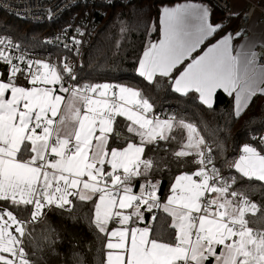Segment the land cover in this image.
Returning <instances> with one entry per match:
<instances>
[{
	"label": "snow or ice",
	"instance_id": "6c2138e0",
	"mask_svg": "<svg viewBox=\"0 0 264 264\" xmlns=\"http://www.w3.org/2000/svg\"><path fill=\"white\" fill-rule=\"evenodd\" d=\"M105 7L113 64L131 50L125 81L90 54L88 13L43 40L0 24V264H91L50 215L87 223L98 264H264V118L249 116L264 104V32L234 30L231 10L213 19L209 0Z\"/></svg>",
	"mask_w": 264,
	"mask_h": 264
},
{
	"label": "trees",
	"instance_id": "16d2710c",
	"mask_svg": "<svg viewBox=\"0 0 264 264\" xmlns=\"http://www.w3.org/2000/svg\"><path fill=\"white\" fill-rule=\"evenodd\" d=\"M145 3H152L153 0H143ZM156 3L159 0H155ZM116 5L118 9L121 2H112ZM99 6L103 8L105 11L104 15L100 18V23L97 25L96 29L99 35H94L91 43L92 49L90 50V54L99 64V70L101 72H106L110 78L118 79L121 81L128 80L131 78L133 73L130 71L131 68V50L128 46L121 49L120 57L115 61L113 64V58L110 51H107V47L103 42L104 33L100 32V29L104 28L106 23L110 25V18L112 13L116 9L106 8L105 3H99ZM212 16L213 19H221L225 17L222 12L216 9L214 6ZM15 19V18H14ZM17 20V19H15ZM26 22L22 20L14 21L10 26L12 29L13 35H27L30 38H36L42 40L48 33L56 30L61 25V21L55 23H44V24H32L27 25ZM230 27L234 30L237 29L238 25V18H231L229 21ZM106 31V29H105ZM125 53H127V58H125ZM87 59V55H86ZM167 103H172L171 101H166ZM223 107V106H221ZM253 119L250 123L252 124H259V121L264 118V104L261 101H256L252 107L251 112L249 113ZM247 118L241 119L238 122L232 125V134L233 138L238 145L240 141L245 138V134L247 131L248 125L246 124ZM166 183V181H165ZM49 221L52 227L56 228L61 232L62 235L65 237V242L63 247L67 249L68 247V239L73 238L78 241L82 247L84 253L88 255V259L91 261V264H98V261L102 259V253L100 255L97 254V244L95 240V236L93 232L89 229L86 222L74 223L67 218L61 217L59 215H50Z\"/></svg>",
	"mask_w": 264,
	"mask_h": 264
},
{
	"label": "built area",
	"instance_id": "2783aa9c",
	"mask_svg": "<svg viewBox=\"0 0 264 264\" xmlns=\"http://www.w3.org/2000/svg\"><path fill=\"white\" fill-rule=\"evenodd\" d=\"M123 2V0H44L45 6L51 5H59L60 11L55 16L53 20H48L47 18L37 20L32 16H23L18 17L11 13L6 12L2 5L5 3H21L22 0H0V11L7 13L15 19L31 22L33 24H44V23H55L61 21V27L66 22H76L78 23L81 19L83 13H88V16L85 19L87 23L88 20L95 21V25L100 23V18L104 15L105 11L99 3H112V2ZM23 2H27V0H23ZM35 0H33V3ZM212 6L222 12L224 15H227V10H230L231 0H209ZM244 8L242 13L238 17V24L241 28H246L250 23L254 22V24L258 25L264 23V0H243ZM227 6V8L225 7ZM13 12L16 11L14 8ZM23 11V9H21ZM67 13V14H66ZM59 29V28H58ZM54 30L48 33L43 39L51 37L58 30ZM42 39V40H43Z\"/></svg>",
	"mask_w": 264,
	"mask_h": 264
},
{
	"label": "crops",
	"instance_id": "0c3cea01",
	"mask_svg": "<svg viewBox=\"0 0 264 264\" xmlns=\"http://www.w3.org/2000/svg\"><path fill=\"white\" fill-rule=\"evenodd\" d=\"M243 8H244L243 0H231L230 10L237 13V16H235V18L239 17V15L243 11ZM238 28L241 27L238 26L237 29ZM244 29L248 30L250 36L253 35V33L259 34L261 32H264V23L256 25L254 24V22H252Z\"/></svg>",
	"mask_w": 264,
	"mask_h": 264
},
{
	"label": "rangeland",
	"instance_id": "374dc122",
	"mask_svg": "<svg viewBox=\"0 0 264 264\" xmlns=\"http://www.w3.org/2000/svg\"><path fill=\"white\" fill-rule=\"evenodd\" d=\"M17 20H15L12 16L8 15L7 13L0 11V24L9 25V24H12L14 21H17ZM21 23H26L27 25L33 24L31 22H21Z\"/></svg>",
	"mask_w": 264,
	"mask_h": 264
}]
</instances>
